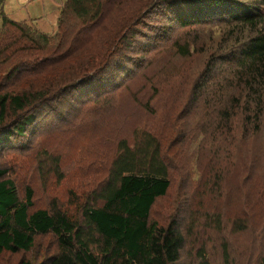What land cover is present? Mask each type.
Instances as JSON below:
<instances>
[{"label":"rangeland","instance_id":"1","mask_svg":"<svg viewBox=\"0 0 264 264\" xmlns=\"http://www.w3.org/2000/svg\"><path fill=\"white\" fill-rule=\"evenodd\" d=\"M102 1L94 22L82 25L67 15L61 37L65 41L72 32L82 42V52L74 51L65 65L80 58L84 65L105 67L53 102L56 113L0 143L6 177L21 199L31 188L32 209L55 205L76 215L78 205L107 181L118 143L143 146L152 137L170 185L155 200L149 220L159 226L177 222L184 243L175 264H264V63L252 73L245 70L237 38L247 32L225 36L219 30L229 21L227 12L254 3L264 13V5L222 0L205 17L183 23L179 15L189 17L198 6L153 0L154 7H145L146 0H139L143 7L133 11L135 0ZM65 3L5 0L0 28L3 12L51 36ZM131 13L130 26L120 25ZM200 13L195 15L205 12ZM128 32L129 41L118 45ZM185 45L189 51L179 53ZM0 60L4 76L9 62ZM55 249L52 234L39 235L29 251L1 254L0 264H39Z\"/></svg>","mask_w":264,"mask_h":264},{"label":"trees","instance_id":"2","mask_svg":"<svg viewBox=\"0 0 264 264\" xmlns=\"http://www.w3.org/2000/svg\"><path fill=\"white\" fill-rule=\"evenodd\" d=\"M4 1L0 0V9ZM152 1L146 0L143 4L145 7H154L157 1ZM180 1L198 6H190L189 17L179 15L182 17L178 20L183 23L203 18L210 6L223 4L220 3L222 0ZM257 2L264 5V0ZM135 3L133 11L143 7L142 1L135 0ZM253 4L242 5L241 12L237 14L227 12L230 14L229 21H222L219 29L226 30L225 36L234 35L237 29L241 35L247 32L246 36H239L237 40L244 58L241 65L245 62L244 69H249L251 73L259 70V64L264 63V13ZM174 5L181 8L176 2ZM102 10V0H66L58 19V31L51 36L12 20L1 12L0 58L7 59L9 65L4 76H0L5 81V84L0 85V134L3 133L0 143L12 135H23L27 127L44 114L56 113L53 102L64 96L67 90L87 85L89 79L86 81L85 77L92 71L103 69L104 64L84 65L85 59L80 58L72 60L74 68L70 69L72 65L65 63L74 57V51L80 50L82 42L72 32L67 43V39L64 41L61 37L63 29L66 30L64 25L67 15L84 25L94 22ZM201 11L205 13L195 15ZM133 17L131 13L120 25L130 26ZM231 24L232 28H228ZM129 37H132L131 32L119 36L118 45L128 42ZM179 49L181 54L189 51L188 45L178 46ZM108 52L109 48L98 55V63ZM0 64H3L1 60ZM59 67V71L49 73ZM48 70V73L36 77L38 72ZM117 150L107 181L86 202L78 205L76 215L55 205L49 209H32L31 188H26L21 199L14 181L6 177V170L0 167V255L29 251L37 236L52 234L56 249L39 264L178 262L184 237L177 222L170 221L166 226H159L149 220L155 200L164 196L170 185L168 166L158 156L160 145L152 137H147L143 146L137 142L129 145L126 140H121ZM20 264L32 263L21 261Z\"/></svg>","mask_w":264,"mask_h":264}]
</instances>
